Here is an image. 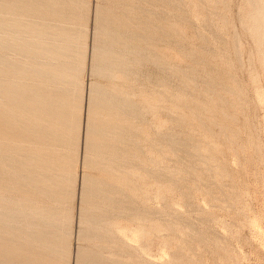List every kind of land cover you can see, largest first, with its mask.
<instances>
[{
	"label": "rangeland",
	"instance_id": "1",
	"mask_svg": "<svg viewBox=\"0 0 264 264\" xmlns=\"http://www.w3.org/2000/svg\"><path fill=\"white\" fill-rule=\"evenodd\" d=\"M106 1L100 0L102 8L106 5L111 10L103 14L114 11L111 16L118 19L124 4ZM132 1L140 0H128V4ZM156 1L141 3V7L136 2L130 5L137 6L135 13L144 11V17L148 12L155 15L151 13L153 20L149 21L141 10V17L136 13L145 33L135 30L143 33L136 44L146 58L143 56L141 67H136L137 75L118 81L115 88L119 94L134 92L135 113L141 110L136 115L132 112L133 117L127 115L126 120H131L125 124L133 134L128 151L132 158L133 154L140 156L132 165L145 167L139 185L125 186L130 209L121 222L130 233V264H264V13L258 12L264 0ZM27 2L34 4L35 0ZM61 2L74 14H82L76 19L69 12L62 24L72 34L84 31L82 40L71 38L70 46H75L70 54L83 60L80 85L87 91L93 79L89 70L97 0ZM152 26L159 27L158 31ZM98 78L103 85L117 83H103L104 78ZM84 113L81 119L76 117L79 133L74 131L69 151L73 169L67 175L72 181L67 189L73 195H66L63 212L72 232L69 238L64 237L68 239L65 243L69 242L56 254L48 248L58 250L61 236L48 241L42 237L37 243L33 235L6 226L3 243L12 258L20 249L30 247L46 250L45 257L34 264H75L76 249L83 243L77 241L75 228L83 172ZM133 138L140 140L135 143ZM91 173L111 176L101 168ZM140 226L146 231L139 233ZM12 260L3 257L0 264H19Z\"/></svg>",
	"mask_w": 264,
	"mask_h": 264
},
{
	"label": "bare ground",
	"instance_id": "2",
	"mask_svg": "<svg viewBox=\"0 0 264 264\" xmlns=\"http://www.w3.org/2000/svg\"><path fill=\"white\" fill-rule=\"evenodd\" d=\"M108 1L110 0L106 3ZM113 2L120 3L117 6L124 4L118 19L111 16L114 11L110 15V12L104 13V16L103 11L111 9L106 8V5V9L102 8L100 0H97L93 12L92 36L95 39H92L93 57L89 70L93 79L85 91L80 85L83 60L70 54L75 46H70L71 38L82 40L84 31L72 34V31L69 32L70 28L67 29V25L62 24L63 18L69 12L72 15L74 10L65 8L61 0H35L34 4H29L27 0H0V96L4 99H0V260L7 257L13 259L11 262L14 263L34 264L46 254V250L25 247L12 258L3 243L2 230L6 226L33 235L37 243L42 237L48 241L55 235L61 236L58 250L48 248V251L56 254L68 244L69 241L65 243L68 239L64 237L69 238L72 232L68 231V220H64L63 212L66 195L72 193L68 191L69 187L67 189V184L72 183L67 175L73 169L69 151L73 144L72 135L79 126L75 124L78 119L76 117L81 119L85 109L84 148L80 163L83 172L79 181L78 219L75 228L76 240L83 243L76 249L75 264H130V233L121 222L128 218L127 209H130L125 186L139 185L141 181L138 179L144 178L142 171L145 167L142 164L132 165L134 158L139 160L140 156L133 154L132 158L127 148L133 134L125 126L130 119L126 120V117L129 114L133 117L132 112L135 113L137 104L136 100H132L135 94L131 90H124L123 94H119L115 88H118V81L125 82L137 75L136 67L146 57L141 46H137L144 33L143 24L138 20L142 10H137L140 17L136 18L137 6H130L133 1L130 5L128 0H124L128 5L117 0ZM141 3L143 0L136 2V5L141 7ZM142 12L144 17V11ZM258 12L264 13V3ZM151 13H146L145 17ZM73 15L76 19L82 16L80 13ZM69 16L68 21H71ZM146 18L153 20L151 16ZM153 28L152 26L151 29ZM71 30L74 29L71 27ZM135 30L143 33L139 34ZM98 77L104 78L102 82L106 80L117 83L108 82L109 86L103 85ZM131 128L136 129L135 126ZM77 132L79 133L78 130ZM138 133L139 131L136 134ZM136 139L140 140L133 138L134 142ZM79 162L78 159L76 163ZM96 168L103 169L111 176L101 178L91 173ZM103 184L106 187L101 188ZM140 219L143 220L141 217ZM142 231L146 230L140 226L138 232ZM68 235L70 236L67 237ZM138 239L140 242V238ZM140 244L144 245L143 242Z\"/></svg>",
	"mask_w": 264,
	"mask_h": 264
}]
</instances>
